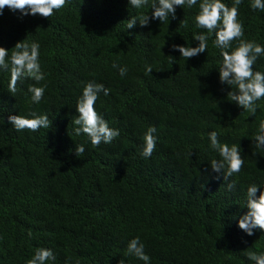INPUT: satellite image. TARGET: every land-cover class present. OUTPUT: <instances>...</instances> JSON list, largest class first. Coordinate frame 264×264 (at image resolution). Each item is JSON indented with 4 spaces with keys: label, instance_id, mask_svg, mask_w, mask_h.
<instances>
[{
    "label": "trees",
    "instance_id": "trees-1",
    "mask_svg": "<svg viewBox=\"0 0 264 264\" xmlns=\"http://www.w3.org/2000/svg\"><path fill=\"white\" fill-rule=\"evenodd\" d=\"M201 2L178 6L175 19L151 20L146 27L137 21L132 29L129 19L151 16L150 7L66 0L49 19L3 10L0 46L10 57L23 39L39 43L46 78L18 82L13 96L10 71L0 70V264H27L37 248L53 251L56 260L48 264H145L126 255L135 237L149 264H255L246 253H264V230L249 236L239 227L248 211L247 188L256 184L257 196L264 191V148L253 139L264 120V99L254 116L228 100L215 34L196 27ZM251 2L238 7L243 39L264 46V11L253 10ZM201 32L209 36L204 53L186 60L172 50L173 43L196 47L193 34ZM113 64L127 67L126 75ZM147 65L151 74H145ZM253 67L264 72V56ZM90 81L109 89L94 107L120 132L97 147L86 134L76 135L73 123ZM44 84V98L33 103L29 86ZM33 112L47 114L52 126L16 131L7 121ZM151 126L156 148L144 158ZM212 131L221 143L241 149L243 168L229 181L211 168L212 159H221L210 147ZM76 145L85 148L80 157Z\"/></svg>",
    "mask_w": 264,
    "mask_h": 264
},
{
    "label": "clouds",
    "instance_id": "clouds-1",
    "mask_svg": "<svg viewBox=\"0 0 264 264\" xmlns=\"http://www.w3.org/2000/svg\"><path fill=\"white\" fill-rule=\"evenodd\" d=\"M242 0H233V5L228 7L222 0H202L199 4V12L195 17L196 27L206 29L207 33L215 34L214 47L220 49L222 63L220 64L219 80L222 84L231 89L227 92L228 100L235 102L244 111L254 116L257 111V101L264 99V72L254 71V65L259 57L264 56V46L261 44L243 39L245 35L244 26L239 21L238 7ZM129 4L136 9L150 7L151 16L148 13L141 14L138 18L133 16L127 23V29L136 26L137 21L141 26H148L151 20L164 22L176 18V8L187 7L189 9L197 5V0H129ZM66 5V0H0V15L7 7L12 11L19 10L24 15H39L45 19L53 16L54 12L62 9ZM250 7L253 10L264 11V0H252ZM185 27L187 22L185 21ZM193 39L199 41L196 47H186L173 43V51H179L180 56L188 60L207 51L209 36L204 33H194ZM24 40V39H23ZM17 42L13 47L9 57V49L0 46V70L10 71V81L8 92H17V84L26 79L39 84L44 81L46 75L41 68L39 61V48L37 42ZM238 42L233 48V42ZM171 56V55H170ZM172 57V56H171ZM114 68H119L121 76L126 75L127 67H119L113 64ZM151 65L145 68V74L152 73ZM47 84L43 86H29L28 91L32 94L31 101L39 104L44 98ZM109 95V89L102 83L90 81L85 84L82 96L79 98L76 111L77 118L73 123L79 127L75 128V134H86L93 147L101 143L110 144L120 135L118 129L109 126L108 122L95 110V103L100 94ZM3 116V115H0ZM32 118L21 115H9L7 117L16 131L25 129L36 132L41 128L49 129L52 121L47 114L37 115L31 113ZM4 119V118H3ZM157 129L151 126L144 135V147L141 155L149 158L156 148L157 137L154 135ZM210 147L219 154L221 159H212L211 168L216 173H222L225 181L235 173H239L244 165L241 149L233 144L221 143L215 131L209 133ZM257 149L264 148V120L260 121L258 132L253 137ZM83 145H76L75 155L80 157L84 154ZM227 188L232 190L235 183H227ZM258 186L252 184L247 188L246 207L248 211L239 219V227L249 236L253 235L254 229L264 230V191L257 196ZM31 236V232H29ZM126 255H133L139 260L149 264L150 257L144 251V244L139 237L129 241ZM249 260L255 264H264V253L248 251L246 253ZM56 256L48 248H37L34 256L27 261V264H48L55 261ZM118 264H125L124 260H119Z\"/></svg>",
    "mask_w": 264,
    "mask_h": 264
}]
</instances>
